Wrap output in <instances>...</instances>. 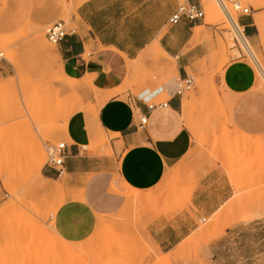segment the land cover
<instances>
[{"label": "crops", "instance_id": "crops-1", "mask_svg": "<svg viewBox=\"0 0 264 264\" xmlns=\"http://www.w3.org/2000/svg\"><path fill=\"white\" fill-rule=\"evenodd\" d=\"M75 1L77 28L57 47L68 73L81 81L78 92L86 86L91 92L89 103L69 109L61 127L66 144L61 172L42 169L41 181L59 182L64 194L52 217L55 232L70 243L87 241L101 217L115 220L130 199L133 228L121 234L131 247L125 258L130 264L137 262L142 246L164 255L191 237L206 244L212 264H264V184L240 187L263 179L264 165L240 169L213 160L212 167L190 178L185 184L189 188L156 206L192 148L193 137L183 121L185 95H174L175 79L152 94H119L126 72L135 73L137 64L163 62L164 57L175 60L172 68L179 78L203 76L202 64L215 40L207 34L213 28L205 18L171 24L179 0ZM239 24L248 37L256 35L253 17L243 15ZM213 80L232 97L229 127L246 141L264 140V90L252 67L235 59ZM157 96L165 97L168 106L149 111V101ZM142 116L147 117L143 126ZM103 132L116 136L111 151L96 149L104 142ZM125 190L134 196H126ZM145 201L150 205L141 215ZM210 222L213 227L203 230Z\"/></svg>", "mask_w": 264, "mask_h": 264}, {"label": "rangeland", "instance_id": "rangeland-1", "mask_svg": "<svg viewBox=\"0 0 264 264\" xmlns=\"http://www.w3.org/2000/svg\"><path fill=\"white\" fill-rule=\"evenodd\" d=\"M223 1L238 24L243 15L234 10L233 3L250 8L248 17L254 18L256 35L250 38L245 33L249 51L220 1L201 0L204 21L213 28L207 39L215 40L202 64L203 76L190 73L196 80L195 88L184 96L183 121L193 144L188 159L168 180L163 198L154 202L156 206L189 188L185 184L190 178L212 167L213 160L240 169L264 165V140L246 141L229 127L227 108L232 97L213 80L229 62L244 59L264 90V0ZM76 7L75 0H0V51L5 57L0 61V264H130L125 258H129L131 247L125 246L121 234L133 228L132 200L115 220L105 222L101 217L97 231L87 241L70 243L55 232L52 219L64 202L60 184L41 181L46 146L64 142L61 125L71 113L69 109L86 106L90 100L89 86L85 92H78L81 81L68 73L57 44L46 38L47 28L61 20L68 31L76 30ZM48 51L54 56H48ZM172 65L175 60L166 57L157 64L149 61L140 68L137 64L135 73L124 74L119 94L127 98L129 94L157 92L179 79ZM165 100L157 96L149 103ZM101 136L104 142L96 149L111 151L110 142L116 136L105 132ZM120 151L117 147V154ZM261 184L264 177L240 187ZM125 195L134 196L128 190ZM149 205L146 201L141 205V215ZM212 227L211 222L202 226L203 230ZM135 264L212 263L206 244L191 237L164 255L156 254L151 246H142Z\"/></svg>", "mask_w": 264, "mask_h": 264}, {"label": "built area", "instance_id": "built-area-1", "mask_svg": "<svg viewBox=\"0 0 264 264\" xmlns=\"http://www.w3.org/2000/svg\"><path fill=\"white\" fill-rule=\"evenodd\" d=\"M226 13L232 20V16L230 11L223 0H219ZM233 8L236 11H240L242 15H250V8L242 7L240 3L234 2ZM205 18V12L201 3H195L193 0H183L180 4H178L175 12L170 18L171 24H176L180 20L185 19L190 23H196ZM240 25V24H239ZM236 29L239 33L240 28L236 26ZM242 33L245 34V30L243 28ZM69 31L66 27V23L64 21H59L51 25L46 30V38L55 44H58L62 41L67 35ZM246 36V35H245ZM4 54L0 51V61L4 60ZM196 80L193 76H186L185 78H179L174 82V95H185L186 93L192 91L195 88ZM168 106V102L161 101L158 103H152L148 105V110L152 111L155 109L166 108ZM147 122V117L142 116L140 119V125L143 126ZM47 152V161L46 166L50 167L57 172H61L65 156H66V144L65 142H60L58 144H48L46 146Z\"/></svg>", "mask_w": 264, "mask_h": 264}, {"label": "bare ground", "instance_id": "bare-ground-1", "mask_svg": "<svg viewBox=\"0 0 264 264\" xmlns=\"http://www.w3.org/2000/svg\"><path fill=\"white\" fill-rule=\"evenodd\" d=\"M219 4V3H218ZM220 6H221V3H220ZM223 7V6H222ZM216 13H219V12H217L216 11ZM231 20V19H230ZM231 23H232V26L234 27V30L236 31V33H238V37L240 38V40L242 41V42H244L245 44H246V47H248V49L250 48V46L248 45V42H247V38H246V36H245V34L244 33H242V30H243V28L237 23V22H235V20L233 19V17H232V20H231ZM258 24H259V26L261 27V28H263V24H262V21H261V19H258ZM235 25L236 26H238L239 28H240V32L241 33H239L238 31H237V29H236V27H235ZM240 41V42H241ZM41 42H43V40L41 41ZM45 42V41H44ZM43 42V43H44ZM45 45V44H44ZM244 45V44H243ZM45 46H48V45H45ZM245 46V45H244ZM42 51V50H41ZM249 51H250V49H249ZM47 55L48 56H50V57H53L54 56V54L53 53H51V51L49 52H47ZM5 89V88H4ZM0 90H1V88H0ZM1 92V91H0ZM68 119V117H65L64 119H63V124H65V123H67V120ZM62 124V125H63ZM61 125V126H62ZM58 240V239H57ZM75 247V246H74ZM69 252V251H68ZM71 252V251H70Z\"/></svg>", "mask_w": 264, "mask_h": 264}]
</instances>
